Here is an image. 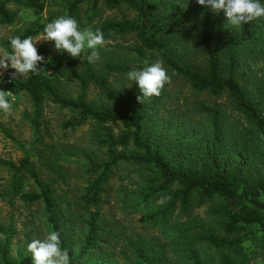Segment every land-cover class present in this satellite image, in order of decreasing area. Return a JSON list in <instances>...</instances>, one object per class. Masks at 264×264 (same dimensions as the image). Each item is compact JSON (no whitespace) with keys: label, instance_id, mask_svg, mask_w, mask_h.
I'll return each mask as SVG.
<instances>
[{"label":"trees","instance_id":"trees-1","mask_svg":"<svg viewBox=\"0 0 264 264\" xmlns=\"http://www.w3.org/2000/svg\"><path fill=\"white\" fill-rule=\"evenodd\" d=\"M177 1L48 0L61 10L45 17L46 0H0V29L15 27L21 10L34 18L15 36H44L47 23L71 16L82 30H101L111 55L112 50L135 55L129 64L116 57L104 59L98 69L95 60L88 62L92 50L73 58L47 41L37 47L44 57L39 73L24 79L5 74L0 79V89L15 96L25 94L33 108L31 115L26 114L33 130L29 146L0 121V130L23 153L19 163L0 157V166L10 174L0 200L11 206L19 199L41 205L48 229L60 232L71 264H244L238 259L246 255L248 244L258 242L264 249V18L234 27L223 11L213 13L196 0H182V5ZM103 10L127 11L134 18L99 20ZM127 37L135 43L124 46L118 40ZM0 49L10 51L9 38L0 37ZM147 59L148 65L162 61L169 75L196 94L224 98L232 113L200 102L194 106L204 119L200 124L183 120L165 130L171 122L161 115L159 106L170 99L166 85L159 96L144 98L135 83L132 91L117 92L111 81L113 76L126 77L130 70L147 66ZM70 83L79 88L74 98L63 93ZM91 89L98 90L109 105L92 104ZM48 102L71 113L66 128L91 122L104 131L96 142L106 149L108 159H86L88 186L78 201L68 189L57 196L59 180L68 184L61 161L69 163L70 154L45 143ZM118 125L119 135L108 128ZM126 165L138 169L141 179L135 190L120 187L118 197L124 204H137L138 209L152 207L146 220L169 232V244L126 236L117 222L104 219V199L113 173ZM215 201L217 205L207 211L209 223L192 217L194 211ZM12 233L0 226L4 237L0 264H32L28 251L20 253L17 263L11 259ZM168 245L180 253L182 263L169 258ZM204 249L219 253L218 261L205 263L209 256Z\"/></svg>","mask_w":264,"mask_h":264},{"label":"rangeland","instance_id":"rangeland-1","mask_svg":"<svg viewBox=\"0 0 264 264\" xmlns=\"http://www.w3.org/2000/svg\"><path fill=\"white\" fill-rule=\"evenodd\" d=\"M48 2V0H46ZM182 5L183 1H177V5ZM60 7L54 5L52 2H48L47 11L45 17L53 16L59 13ZM103 14L99 20L108 19H119L128 18L133 19L134 15L127 11H121L116 13H109L103 10ZM33 16L28 14V12L20 11L18 24L12 28H1L0 37L10 38L18 34L23 28L29 25L33 21ZM44 36H39L35 39H42ZM120 43L124 46L132 45L135 43L132 37L119 38ZM47 41L40 40L37 41L35 46L40 47ZM89 49H85L86 52ZM4 49H0V55H2ZM98 57L95 58V63L100 69L104 59H120L121 62H126L129 64L135 59V55H130L127 52H117L104 44L101 48L97 49ZM85 55L80 58V64H82ZM148 59L144 62L148 65ZM14 69L9 68L0 75V79L3 75L7 74L9 77L14 79H24L26 76H12ZM168 74V73H167ZM169 80L167 81L166 88L170 93V99L163 101L160 106L161 115H163L170 125L165 127H177L179 122L183 120H194L198 124L204 119L200 117L195 112V104L205 103L207 105H217L223 108L230 115L232 110L229 108L226 100L224 98H213L204 94H196L192 89L185 85L181 80L173 78L169 75ZM113 86L117 92H122L123 90L132 91L133 84L128 81L126 77H111ZM3 90V89H0ZM4 91V90H3ZM79 92V88L75 83H70L68 87L63 91L65 96L76 97ZM7 96L11 100V108L8 111H3L0 114V121L11 131L12 135L21 143L29 146L33 141V130L31 128L30 122L28 121L26 114H32V103L28 96L21 93L15 96L14 94L7 93ZM89 101L95 106L109 105L106 99L100 97L99 91L96 89H91L89 92ZM237 115V114H236ZM236 115L232 120H236ZM72 115L67 110H63L58 106L53 105L48 102L44 109V121H47L46 132H43L45 143L55 145L58 152L61 154H70L67 161H61L65 169H67L68 184H64L62 180H59L57 184V196H61L64 190H69V196L78 201L79 198L85 192L88 186L89 176L86 175L85 165H87V158L91 160L103 162L108 159L107 151L105 148L97 144L96 140L102 137L104 131L99 129L96 125L89 122L81 128H66V123L70 121ZM46 127V125H45ZM114 134L119 135L121 132V125L118 126H108ZM172 129V128H170ZM174 130V129H173ZM172 131V130H171ZM72 155V156H71ZM0 157L12 161L14 163H19L23 158L22 151L12 142L9 138L3 134L0 130ZM115 176L112 180V184L109 187L106 195L105 201L107 204L104 206L103 215L104 219L109 222H117L118 226H121L125 232L126 236H134V239L140 238L146 243H159L167 245L168 239L166 235L169 233L167 230L164 231L160 226L154 227L149 223L146 218L149 217L152 207H146L142 205L140 209L136 208V205L124 204L123 200L118 197V191L121 188L127 187L128 189H137L138 180L141 179V174L138 169L131 166H120L113 173ZM44 178L47 175L42 173ZM0 193L7 191V187L10 182V174L8 170L0 166ZM48 180L52 181L53 179ZM37 191V189H34ZM217 205V201L210 202L208 205L193 212V218H199L209 223L210 219L207 217V211L211 206ZM41 205H28L25 204L21 199L17 200L14 206L8 204L7 201L0 200V226L11 230L13 233V239L10 246V255L13 262H19L20 253L24 255L27 253V245L33 239H44L47 233L50 231L47 224L43 218V211ZM172 225L176 224V220H172ZM78 231L76 230L75 238L78 237ZM4 242V237L0 235V243ZM169 246V245H168ZM120 246L117 247V252L120 250ZM29 252V251H28ZM204 252L209 256L204 262L212 263L219 257V253L212 249H204ZM246 255L239 257L238 260L242 261L244 264H264V249L261 245L257 243H250L245 247ZM169 258L174 262L182 263V258L180 253L177 254L169 246L168 254ZM204 256V254H203ZM235 256V253H233ZM28 258L33 264L32 255L29 252ZM19 264V263H18Z\"/></svg>","mask_w":264,"mask_h":264},{"label":"clouds","instance_id":"clouds-1","mask_svg":"<svg viewBox=\"0 0 264 264\" xmlns=\"http://www.w3.org/2000/svg\"><path fill=\"white\" fill-rule=\"evenodd\" d=\"M199 5L213 13L223 11L228 23L240 27L242 23L264 18V0H196ZM52 41L58 52H67L76 58L87 48L91 51L88 62L92 63L98 57L97 49L105 43L101 30L91 28L82 30L77 20L71 16H61L46 24L44 37L34 39L32 36L9 38L10 51L4 50L0 55V75L9 68L14 69L12 76H26L39 73V64L44 57L38 54L37 41ZM128 81L138 86L144 98L159 96L161 89L169 80L167 70L162 61L157 60L141 69H132L126 73ZM3 83V81H0ZM11 108L7 92L0 90V110ZM33 264H71L68 250L62 247L61 234L50 230L44 239H33L27 245Z\"/></svg>","mask_w":264,"mask_h":264}]
</instances>
